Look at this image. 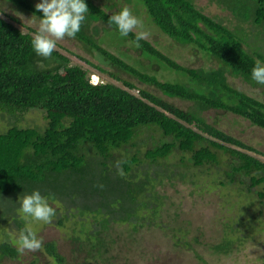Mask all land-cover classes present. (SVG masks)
Returning <instances> with one entry per match:
<instances>
[{"label": "trees", "instance_id": "1", "mask_svg": "<svg viewBox=\"0 0 264 264\" xmlns=\"http://www.w3.org/2000/svg\"><path fill=\"white\" fill-rule=\"evenodd\" d=\"M10 1L41 15L31 0ZM213 1L238 20L251 18L256 24L264 23V0ZM86 3L88 15L74 36L78 41L97 51L106 62L154 86L162 96H176L190 104L179 107L147 89L137 88L127 79L122 80L124 87L110 81L91 84L86 69L70 64L69 58L57 49L48 57L37 56L30 45L32 28L22 31L0 16V109L13 114L36 107L42 109L45 119L41 129L12 124L0 132V201L6 203L0 205V224L12 222L18 233L25 225L22 215L17 214L18 197L35 188L49 199L61 200L65 210L70 205L75 209L78 216L72 219L75 227L69 239L71 251L75 257L78 254L81 264H111L118 255L116 246L138 240L144 228L159 229L169 236L174 249L193 250L194 256L202 260L194 249L200 241L195 235L188 236L189 228L177 219L178 208L164 218L160 216L166 203L155 186L162 184L163 177L185 178L183 169H169L162 160L174 152L187 154L186 164L181 165L186 169L188 165L217 164L221 153L231 162V170L226 172L230 180L240 172L251 173V186L264 181V160L247 152L254 151V147L208 122L203 114L208 109L220 110L264 130V101L235 87L226 76L229 72L259 84L251 79L250 69L256 58L263 57L243 47L238 30L205 14L192 0H140L135 12L145 13L174 42L189 44L193 51H205L218 62L212 67L181 64L145 38L135 41V31H130L123 38L141 54L187 78L182 82L161 81L96 41L90 31L96 27L90 29L91 22L100 20L114 29L115 26L107 21L111 15L107 5L102 7L92 0ZM144 140H152V144L141 150ZM145 162L147 166L143 167ZM138 165L141 169L136 174L133 170ZM110 175L115 179L111 181ZM73 185L87 186V199L95 197L97 202L85 209L69 205L74 193L68 189ZM258 194L261 195L259 191ZM68 213L61 212L59 223ZM3 232L0 227V263L22 264L15 236L1 235ZM241 238L230 240L223 235L221 241L207 247L227 254ZM43 249L53 261L64 262L53 240L45 241ZM38 261L32 256L23 264Z\"/></svg>", "mask_w": 264, "mask_h": 264}, {"label": "rangeland", "instance_id": "2", "mask_svg": "<svg viewBox=\"0 0 264 264\" xmlns=\"http://www.w3.org/2000/svg\"><path fill=\"white\" fill-rule=\"evenodd\" d=\"M31 1L33 4L37 2V0ZM92 1L100 6L107 5L106 11L110 14L120 6L127 4L134 14L142 18L143 30L147 32L144 38L177 62L195 67L217 66L218 62L210 58V55L205 51H193L194 47L189 44L174 42L173 39L162 33L145 13L135 12V4L140 0H130V2L128 0ZM192 2L205 14L220 20L231 29L238 30V36L242 40L243 47L249 52H259L264 59V23L256 24L251 18L244 21L238 20L222 4H217L212 0H192ZM139 8L142 12L144 11L140 6ZM0 16L12 21L22 31L31 27V34L38 26L36 15L19 8L10 0H0ZM92 27H96L90 31L101 46L118 55L127 63L134 65L140 71L151 73L161 81H187L186 76L166 67L161 61L141 54L131 41L121 37L109 25L97 20L90 23V29ZM133 31L136 32L137 29H133ZM55 49L66 55L70 64H80L82 68L86 69L88 76L92 72L101 80L110 81L122 87H124L122 80L127 79L132 81L137 88L147 89L162 96L161 92L154 86L140 82L135 76L106 62L97 51L88 48L75 37L65 36L58 39ZM96 66L102 67V70ZM226 76L229 83L235 87L264 101L263 85L246 82L241 77L229 72L226 73ZM162 97L182 108H186L190 104V101L176 96ZM203 114L208 122L254 147V151L248 150L247 152L260 160H264L263 129L251 125L248 120L237 115L223 113L220 110L208 109ZM12 124L41 129L45 124L42 109L31 107L26 111H15L13 114L0 109V132ZM142 142L141 150L143 148L145 150L152 144V140ZM236 148L240 149L239 147ZM130 149L132 148L129 147V152ZM186 155L180 153L178 155L174 152L162 160L169 169H183L185 178L180 179L179 177L171 180L163 177L162 184L156 185L155 188L164 195L163 199L166 203V209L160 212V216L164 218L166 214L178 208L179 216L177 219L183 220L185 226L189 228L188 236L195 235L200 241L199 244L194 245V249L200 254L202 260L194 256L193 250L174 249L171 246L169 236L161 234L159 229L148 230L144 228L139 233L138 240H134L125 246H116L119 249L117 250L118 255L111 260V264H262L261 261L264 258V181L251 186L249 178L251 173L240 172L234 173L233 179L230 180L226 172L231 170V162L228 160V156L221 153L217 164L210 165L209 163L198 167L188 165L184 169L181 165L186 164ZM179 156H183L181 164H179ZM141 165L146 167L147 163ZM141 165L134 168L133 171L136 174L139 173ZM151 166H148L150 171H152ZM109 179L114 180V175H110ZM73 186L68 189L74 193V199L69 201V205L73 204L75 207L80 205L85 209L97 202L98 198L95 197L87 199L88 188H84L87 186ZM258 191L261 195L258 194ZM49 201L56 208V214L48 223L36 222L34 224L38 236L42 238V246L39 249H26L21 252L22 264L32 256L39 259L38 264H59L53 261L43 249V243L49 240L55 242L57 250L64 256L62 264H81L78 254L75 257L74 252L71 251L72 245L69 239V233L72 227H75L73 220L78 216L75 209L70 205L65 210L63 208L65 204L59 199H49ZM0 205H6L4 200L0 201ZM62 211L69 213L66 219L62 218V223H59ZM17 214L20 216L19 213ZM167 217L169 219V216ZM23 220L25 224L29 223L24 217ZM9 224H0L4 231L1 235L10 233L15 236L17 234L13 223L10 222ZM223 235L230 240L236 236L242 237V242L235 244L233 251L227 254L212 251L207 247L208 244L221 241ZM0 264H17V262L4 261Z\"/></svg>", "mask_w": 264, "mask_h": 264}, {"label": "clouds", "instance_id": "3", "mask_svg": "<svg viewBox=\"0 0 264 264\" xmlns=\"http://www.w3.org/2000/svg\"><path fill=\"white\" fill-rule=\"evenodd\" d=\"M34 8L40 10L41 15L36 18L38 26L31 36L30 45L35 54L40 57H48L56 47L58 39L65 36L74 37L88 15L86 0H37ZM107 21L115 26L121 37H126L133 29H137L134 37L137 42L147 35V32L143 30L142 18L134 14L127 4L112 12ZM91 73L88 80L90 75H95ZM250 77L257 83L264 84V59L254 60ZM96 83L99 82L91 84ZM18 213L29 223L21 227L15 235L17 251L41 248L42 238L38 236L34 224L48 223L55 216L56 208L50 203L49 197L35 188L23 192L18 197Z\"/></svg>", "mask_w": 264, "mask_h": 264}, {"label": "built area", "instance_id": "4", "mask_svg": "<svg viewBox=\"0 0 264 264\" xmlns=\"http://www.w3.org/2000/svg\"><path fill=\"white\" fill-rule=\"evenodd\" d=\"M89 81H90L91 83H95V82H101V79H99L98 76L90 75V77H89Z\"/></svg>", "mask_w": 264, "mask_h": 264}, {"label": "flooded vegetation", "instance_id": "5", "mask_svg": "<svg viewBox=\"0 0 264 264\" xmlns=\"http://www.w3.org/2000/svg\"><path fill=\"white\" fill-rule=\"evenodd\" d=\"M212 1H213V0H212ZM214 2H215V1H214ZM102 7H104V6H102ZM104 9H105V8H104ZM261 262H262V264H264V258L262 259V261H261Z\"/></svg>", "mask_w": 264, "mask_h": 264}]
</instances>
